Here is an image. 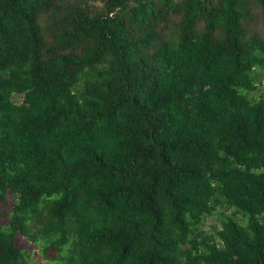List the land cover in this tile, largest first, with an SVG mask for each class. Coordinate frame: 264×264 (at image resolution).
Returning <instances> with one entry per match:
<instances>
[{"label":"trees","instance_id":"1","mask_svg":"<svg viewBox=\"0 0 264 264\" xmlns=\"http://www.w3.org/2000/svg\"><path fill=\"white\" fill-rule=\"evenodd\" d=\"M263 73L264 0H0V264H264Z\"/></svg>","mask_w":264,"mask_h":264},{"label":"rangeland","instance_id":"2","mask_svg":"<svg viewBox=\"0 0 264 264\" xmlns=\"http://www.w3.org/2000/svg\"><path fill=\"white\" fill-rule=\"evenodd\" d=\"M101 5V4H100ZM264 92V73L261 75V82H259L258 84V90L254 93H252V96L255 98H259V96ZM15 101L16 102H21L23 100V96L22 95H18L15 96ZM9 200L11 199V197L8 198ZM10 208V204H3L0 206V211L3 210H8ZM222 211V210H221ZM232 210L228 211L227 214H232ZM221 215L216 214L215 216L212 217H208L206 218V220L204 221L203 224V229L208 231V232H215V229H219L221 227ZM1 220L3 223L6 222V216L5 215H1ZM17 244L26 252H28L30 254V257L28 259L27 263L24 264H52L51 262H49L48 260H46L42 254V249H41V245L36 244V243H32L28 240V238L19 235L17 237ZM50 254H52V251L50 252ZM23 264V263H22Z\"/></svg>","mask_w":264,"mask_h":264}]
</instances>
